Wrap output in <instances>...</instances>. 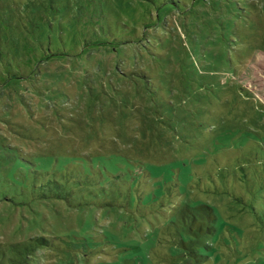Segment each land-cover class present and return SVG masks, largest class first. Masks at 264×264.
Instances as JSON below:
<instances>
[{"label":"rangeland","instance_id":"374dc122","mask_svg":"<svg viewBox=\"0 0 264 264\" xmlns=\"http://www.w3.org/2000/svg\"><path fill=\"white\" fill-rule=\"evenodd\" d=\"M263 150L264 0H0V264H264Z\"/></svg>","mask_w":264,"mask_h":264},{"label":"trees","instance_id":"16d2710c","mask_svg":"<svg viewBox=\"0 0 264 264\" xmlns=\"http://www.w3.org/2000/svg\"><path fill=\"white\" fill-rule=\"evenodd\" d=\"M263 151H260L262 155L259 157L261 158L259 160H262V163L264 165V158H263L264 152ZM136 163H137L136 165L137 167L136 166L129 167L128 164L125 167H119L118 165L113 164L112 169H105V171L103 169H99L98 171L100 175L96 174L95 170H91L92 171L91 173H93L96 176L97 182H94L92 183L94 185L87 187L88 194L92 195V197L94 196L100 199L101 201L100 204H104L107 206L115 205V206L122 207L126 210H131L133 206H136L135 208H137V206L147 207L150 203V200L153 199V197H154V200H156L160 198V196H162L164 193L162 190L160 191V189L157 191H152V192L150 191L151 181L157 179L158 177H156L154 173L152 172V170L147 168V166L144 163L139 162V161H136ZM137 168L138 169L140 168L139 171H137ZM244 168H246L244 165L240 167L239 172L241 174L238 176V178L239 180L243 181L246 185H251V183L255 181L256 176L249 175L247 173V171L249 172V169L247 168L244 169ZM77 172L79 173L80 170H78ZM262 174H263V177L261 179V182H259V185L263 188L264 187V172H262ZM142 176L144 177L149 176V179L147 180L149 182V187L146 189L139 187V185L141 184ZM80 177L81 176H79V178ZM162 179L164 180V182L169 181L165 177L164 174H163ZM216 180L219 181L217 178H215V182ZM158 182L160 184L163 183L162 180H158ZM220 183L222 186L220 184L218 185L215 184L214 186L220 187V188L223 187L224 190L227 191L228 190L227 184L224 182V180L221 179ZM61 185L62 184L57 185V186H61ZM95 185L98 188L97 192H95V190L93 189ZM250 190L247 189L248 195H250V198L248 200L245 199L246 198L244 195L245 193L241 192V195L238 196V195H233V193L230 191L228 192H230L232 199L236 201L237 203H240V204H244L245 202L248 203L249 205L248 207L252 211L255 219L258 221V223H260L261 227L264 228V201L260 203H256V204L250 201L252 193L255 192V190L253 189H250ZM143 194L144 195L146 194L145 201L142 200ZM193 255L196 256L194 253ZM138 260L141 261L142 258H138Z\"/></svg>","mask_w":264,"mask_h":264}]
</instances>
